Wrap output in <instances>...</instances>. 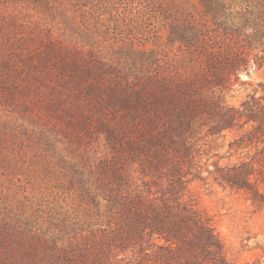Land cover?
Returning <instances> with one entry per match:
<instances>
[{
    "label": "rangeland",
    "instance_id": "1",
    "mask_svg": "<svg viewBox=\"0 0 264 264\" xmlns=\"http://www.w3.org/2000/svg\"><path fill=\"white\" fill-rule=\"evenodd\" d=\"M225 1L214 18L203 0H0V225L37 235L54 264H126L132 252L107 197L112 171L150 198L166 185L145 175L132 115L140 88L183 79L195 97L264 104V0ZM209 51L239 52L246 67L218 86L205 72ZM206 129L196 130L178 194L229 260L264 264V207L216 179L237 157L234 132Z\"/></svg>",
    "mask_w": 264,
    "mask_h": 264
},
{
    "label": "trees",
    "instance_id": "2",
    "mask_svg": "<svg viewBox=\"0 0 264 264\" xmlns=\"http://www.w3.org/2000/svg\"><path fill=\"white\" fill-rule=\"evenodd\" d=\"M203 2L217 18L225 15L232 1ZM253 14L247 9L240 18L247 21ZM258 15L263 16L264 9ZM205 61L206 74L218 86H225L231 75L236 76L246 67V59L233 51H209ZM168 80V85L140 88L137 116L132 114L141 125L143 161L149 169L145 175L156 176L155 182L166 179L160 196L150 198L126 189L120 185L122 172L116 170L111 175L115 186L107 189L109 208L120 215V245L132 252L126 264H236L226 257L208 219L193 204L182 202L178 193L183 189V167L193 158V137L197 128L205 125L209 136L234 132L228 151L232 152L229 156L237 157L217 167L216 179L232 190L244 192L254 206L264 207V190L260 189L264 185V104L253 98L236 108L215 98L192 96L183 79ZM6 226L10 228L0 225V264H54L49 259L53 253L37 235L28 232L15 236Z\"/></svg>",
    "mask_w": 264,
    "mask_h": 264
}]
</instances>
